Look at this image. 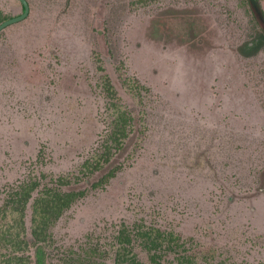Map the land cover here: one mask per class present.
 I'll return each mask as SVG.
<instances>
[{
  "label": "rangeland",
  "instance_id": "374dc122",
  "mask_svg": "<svg viewBox=\"0 0 264 264\" xmlns=\"http://www.w3.org/2000/svg\"><path fill=\"white\" fill-rule=\"evenodd\" d=\"M28 2L27 17L0 30V206L39 181L25 215L32 239L46 183L86 189L50 226L46 264H117L119 230L135 223L182 243L160 264L181 253L264 264V44L240 49L262 30L249 0ZM22 11L0 0L6 18ZM112 101L132 115L125 148L89 172ZM134 250L158 264L138 241Z\"/></svg>",
  "mask_w": 264,
  "mask_h": 264
},
{
  "label": "trees",
  "instance_id": "16d2710c",
  "mask_svg": "<svg viewBox=\"0 0 264 264\" xmlns=\"http://www.w3.org/2000/svg\"><path fill=\"white\" fill-rule=\"evenodd\" d=\"M249 2L255 17L262 24V30L253 38L252 45L249 43L240 45L241 51L246 55L257 52L264 44V9L260 0H249ZM22 7L24 9L23 3ZM5 19H7L6 16L0 12V23ZM104 86L105 90L114 94L115 89L109 80L105 82ZM115 102L111 103L113 117L110 121L109 133L104 140V148L84 162V168H88L89 172L102 169L105 164L111 163L113 154L118 148L120 150L125 148L124 138L129 133L128 126L131 123L132 115L129 110L121 108ZM118 168H120L119 164L113 165L94 184L107 181ZM56 180L59 184L69 182L63 176H59ZM38 185L39 181L36 179L21 183L20 187H16L0 206V264H29L31 256L26 254L25 250L32 245L35 246L36 264H46L47 246L52 240L50 226L66 208L86 193L85 188L62 189L58 185L53 186L46 183L34 197L31 239L25 230V215L32 191ZM177 240L178 237L172 231L162 230L156 226H147L143 223L125 226L119 230L117 236L119 245L116 251V262L117 264H144L134 250L135 241H138L148 250L152 261L160 264L165 253L180 250L182 243ZM178 262L180 264H217L209 262L207 259L204 262H199L192 253L179 254Z\"/></svg>",
  "mask_w": 264,
  "mask_h": 264
},
{
  "label": "water",
  "instance_id": "95a60500",
  "mask_svg": "<svg viewBox=\"0 0 264 264\" xmlns=\"http://www.w3.org/2000/svg\"><path fill=\"white\" fill-rule=\"evenodd\" d=\"M21 2L23 3V6H24L23 11L21 13L17 14V15L11 16V17L3 20L0 23V30L3 29L5 26L13 23V22L19 21V20L24 19L25 17H27V15L29 14V11H30L29 2H28V0H21Z\"/></svg>",
  "mask_w": 264,
  "mask_h": 264
}]
</instances>
